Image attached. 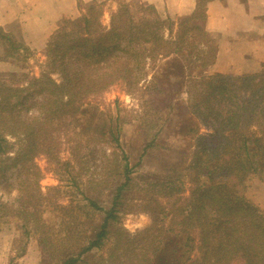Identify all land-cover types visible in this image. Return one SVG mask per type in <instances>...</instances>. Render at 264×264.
I'll return each mask as SVG.
<instances>
[{
    "label": "trees",
    "instance_id": "1",
    "mask_svg": "<svg viewBox=\"0 0 264 264\" xmlns=\"http://www.w3.org/2000/svg\"><path fill=\"white\" fill-rule=\"evenodd\" d=\"M117 1L107 26L104 4L97 2L77 20L62 19L43 50L50 68L28 76L26 88L0 79V180L11 169L24 177L18 206L0 201V230L16 222L25 244L35 237L52 264H264V210L245 194L250 176L264 175V65L252 75L206 74L217 55L204 28L211 0H199L192 15L178 20L162 18L150 5ZM16 41L0 28L6 52L0 60L28 51ZM119 82L146 99L140 123L152 134L133 166L117 121H106L88 101ZM34 96L42 97L46 117L24 120L21 105ZM174 111L181 146L163 139ZM71 127L70 133L85 136L86 147L109 148L103 153L108 173L91 185L110 191L107 205L87 191L84 203L66 206L54 201L57 189L40 191L41 172L33 161L58 148L59 132ZM152 152H159L162 165L147 173L139 206L156 226L131 236L117 221L138 207L123 210L137 187L135 169Z\"/></svg>",
    "mask_w": 264,
    "mask_h": 264
},
{
    "label": "rangeland",
    "instance_id": "2",
    "mask_svg": "<svg viewBox=\"0 0 264 264\" xmlns=\"http://www.w3.org/2000/svg\"><path fill=\"white\" fill-rule=\"evenodd\" d=\"M136 5L140 4L139 0H131ZM126 2V1H125ZM118 4V3H117ZM89 5L80 6L81 16L70 19L77 20L85 14ZM119 4L116 8V11ZM106 10V9H104ZM107 11V10H106ZM102 17V23L107 24L108 19L113 12L110 13L109 18L105 17V13ZM115 12V11H114ZM103 23V24H104ZM109 24V23H108ZM15 38V36H12ZM17 42V41H16ZM9 48V47H7ZM10 54L13 51L8 50ZM5 47H0V55L6 54ZM19 53V51H14ZM17 55H15L16 57ZM10 61V60H8ZM16 65L15 70L0 72V79H4L8 85L18 86L19 88H26L28 86V76L40 77L43 71L50 68L49 61L44 56L43 51L41 53H34L31 51H23L20 53V58L12 59ZM14 65V66H15ZM151 76V75H150ZM147 77V80L150 79ZM53 78L59 81L58 75L54 74ZM185 96V95H184ZM186 97V96H185ZM138 95L128 92L127 85L119 82L102 94L94 97H90L88 101L93 103L98 108V115L105 116L106 121L114 122L117 121V128L120 131V142L121 148L129 156L130 165L133 166L140 161V156L146 142L152 139V134L147 136L145 130L141 128L140 118L144 114L143 101ZM42 101L41 96H34L32 100L23 103L21 106V118L27 121L33 119L43 120L46 117L44 110L40 105ZM87 101V102H88ZM85 107V106H84ZM104 113V114H103ZM176 111L172 112L171 117L173 123L166 129V140L168 145L181 146L182 140L174 136V129L177 123ZM67 128L65 131H60L59 136L56 138L58 143L55 150L51 151V154H43L35 157L34 164L38 167L41 172V179L39 181V188L41 193L46 194L49 188H55L58 192H52L54 201L62 205L69 204H81L84 203L83 195L84 192H88L89 196L97 199L100 205H107L110 200V191L104 189H97L91 187L95 185V180L99 181L106 177L108 169L106 166L105 158L103 153H108L109 148L101 147L98 144L94 147L92 144L90 147H86V138L83 135L76 136L74 133H70ZM201 133L205 132V129H200ZM81 137H83L81 139ZM11 142H15V139L9 138ZM55 143H53L55 145ZM22 145L17 144L16 149H19ZM107 149V150H106ZM77 153V155H76ZM159 152H152L150 155L142 159L139 167L135 169L134 185H137L135 190L128 193V200L125 201L124 211L133 210L135 205V211L121 212L119 214L120 220L117 223L131 234V236H143L146 232L153 229L156 226L155 221L149 211L143 210L139 204L144 200V193L140 189H148L145 186L147 173L154 172L161 167V157L158 156ZM14 155L13 153H10ZM76 156L80 158L77 159ZM172 158H177L176 155H171ZM70 161L71 165L63 166L62 164ZM18 168V167H17ZM23 175L18 174V169H11L8 171L4 178L0 180V201L12 204L14 208L18 206L16 198L18 197V189L23 180ZM71 178V179H70ZM144 185V186H140ZM245 194L247 199L264 210V175L257 174L250 176L249 180L245 183ZM186 191L183 192L182 196H188V185L186 184ZM140 188V189H139ZM99 192L101 193L99 195ZM166 200V199H163ZM177 201V198L172 200ZM180 201H183L181 199ZM163 204L167 202H161ZM179 203V202H178ZM21 230L18 229L16 222H9L3 224L0 230V245L11 249L9 256V264H24L27 261H23V257L29 252V257H33L27 262V264H52L48 259H44L41 253V248L35 237H32L28 243L25 244V238L22 236ZM143 242V239H141ZM26 245V252L22 254V245ZM6 249V251H7ZM22 254V255H21ZM7 256V257H8ZM6 259V256H2ZM94 258L89 257V260Z\"/></svg>",
    "mask_w": 264,
    "mask_h": 264
},
{
    "label": "crops",
    "instance_id": "3",
    "mask_svg": "<svg viewBox=\"0 0 264 264\" xmlns=\"http://www.w3.org/2000/svg\"><path fill=\"white\" fill-rule=\"evenodd\" d=\"M198 1L139 0V3L153 6L162 18L178 20L192 15ZM94 2L104 4L105 11L109 12L105 13L107 19L119 4L117 0H0V28L15 36L26 50L41 53L62 19L81 16L80 6ZM205 12V31L215 39L217 46L215 63L206 74L244 76L258 73L264 65V0H211ZM108 23L109 19L104 25ZM18 51L16 55L20 58L23 50ZM14 65L12 59L0 60V72H11L16 69ZM6 249L0 245V264H9L11 249ZM4 254L6 259L2 257ZM29 254L22 258L23 261L33 258Z\"/></svg>",
    "mask_w": 264,
    "mask_h": 264
}]
</instances>
